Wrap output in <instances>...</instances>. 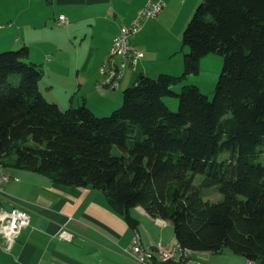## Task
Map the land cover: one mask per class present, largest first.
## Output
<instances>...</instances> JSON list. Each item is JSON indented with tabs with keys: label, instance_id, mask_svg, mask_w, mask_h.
I'll return each mask as SVG.
<instances>
[{
	"label": "trees",
	"instance_id": "obj_1",
	"mask_svg": "<svg viewBox=\"0 0 264 264\" xmlns=\"http://www.w3.org/2000/svg\"><path fill=\"white\" fill-rule=\"evenodd\" d=\"M183 43L181 76H142L108 117L45 98L28 46L1 52L0 167L100 190L133 228L142 207L190 256L229 249L264 264V0H203ZM210 54L224 60L214 98L197 85L177 92Z\"/></svg>",
	"mask_w": 264,
	"mask_h": 264
},
{
	"label": "crops",
	"instance_id": "obj_2",
	"mask_svg": "<svg viewBox=\"0 0 264 264\" xmlns=\"http://www.w3.org/2000/svg\"><path fill=\"white\" fill-rule=\"evenodd\" d=\"M148 1L154 0H0V33L9 37L7 42L0 41V51L28 46L29 60L48 76L45 91L41 90L48 100L62 109L85 104L96 114L106 115L122 104L124 91L141 76L180 75L184 69L178 56L181 32L203 0H159L165 4L163 12L148 19L131 40L144 58L135 69L130 60L125 70L122 60L118 61L124 78L117 88L100 85L101 68L113 40ZM169 12H176L173 24L178 20L181 25L176 45L160 37L166 32L160 23L170 17ZM24 14H29L27 20L21 17ZM62 16L68 23L59 22ZM1 171L11 181L0 192V211L26 210L31 224L11 250L0 238V264H138L124 253L136 233L146 249L178 243L173 225L152 218L142 207L131 210L138 220L133 228L100 190L61 185L23 169L0 167ZM191 258L189 264H247L229 249L196 252ZM154 264L166 262L157 259Z\"/></svg>",
	"mask_w": 264,
	"mask_h": 264
},
{
	"label": "built area",
	"instance_id": "obj_3",
	"mask_svg": "<svg viewBox=\"0 0 264 264\" xmlns=\"http://www.w3.org/2000/svg\"><path fill=\"white\" fill-rule=\"evenodd\" d=\"M165 4L162 1L154 0L148 1L146 5L139 10L136 17L132 19L128 24L121 27L119 34L113 40L110 48V52L107 60L101 68L102 79L100 85L104 87V83H108V78L112 76L113 61L118 58L122 60V68L125 70L127 60H130L133 69L136 68L138 61L144 58L142 51L136 50L131 45V40L134 38L143 28V25L148 19L156 18V16L162 11ZM60 23L66 24L68 21L63 16L60 17ZM124 78V77H123ZM120 82H116L117 88ZM11 177L0 172V191L3 192V185L10 182ZM31 224V216L28 211L13 208L10 211H0V238L5 242L7 250H11L22 231L28 228ZM135 245H142L138 238H133L128 248L124 250V253L134 260L138 264H145V257L135 256ZM154 259L166 260V258H173L174 264H186L183 255L180 254L177 244L171 247H163L161 244H157L154 248Z\"/></svg>",
	"mask_w": 264,
	"mask_h": 264
},
{
	"label": "rangeland",
	"instance_id": "obj_4",
	"mask_svg": "<svg viewBox=\"0 0 264 264\" xmlns=\"http://www.w3.org/2000/svg\"><path fill=\"white\" fill-rule=\"evenodd\" d=\"M202 3V2H201ZM176 5V4H175ZM200 5V4H199ZM198 5V6H199ZM197 6V8H198ZM165 7V6H164ZM196 8V10H197ZM164 8L162 9V11L156 16V18L163 12ZM196 10L193 12L192 16H191V19L192 17L194 16ZM176 12H169V18L167 20H165V16L163 17V20L165 21H162L160 23V25L163 26V29L166 30V32H161L160 33V37H161V41H165V42H169L171 45H176L177 42H176V39L178 36H176L175 34L178 35V31L181 27V25H177L179 22L178 20H176V22L173 24V20L175 19L176 17ZM24 20H27L29 18V14H24L21 16ZM190 19V20H191ZM166 22V23H165ZM68 23V22H67ZM163 23H165L163 25ZM57 27V26H56ZM185 28L186 26L184 27V29L182 30L181 32V46L179 48V53H178V56H181L182 58V62H183V67H184V55L187 53V49H186V53L185 52H182L181 48H183L184 46V43H183V37H184V31H185ZM172 29V30H171ZM169 30H171L172 32H170ZM54 33H52L51 37H53ZM18 37V36H16ZM9 40V37L8 36H2V34L0 33V41H3L4 42H7ZM51 42H53V38H51ZM154 43V42H152ZM132 45V44H131ZM11 49V50H10ZM19 49V47H12V48H8V49H4V50H1V52L3 51H6V50H17ZM52 56L54 57V54H52ZM177 54L175 56H173L172 58L174 60H176V57ZM119 62H120V59L118 58L117 59ZM176 62V61H174ZM223 67H224V60L223 58L220 56V55H217V54H210V55H207L203 60H202V63H201V68H200V72L197 74V75H191V76H188L184 82L180 85H178L176 87V91L177 92H181L182 88L185 86V85H197L200 87L201 91L203 93H205L206 95L209 96V98L212 100L214 98V94H215V88H216V85L217 83L219 82V79H220V76H221V73H222V70H223ZM44 69V68H43ZM42 69V70H43ZM183 71L184 69L182 70L181 74H183ZM160 75V74H159ZM159 75L155 76V77H158ZM180 75H175V76H180ZM139 77V74L137 75V78ZM154 77V78H155ZM48 80V76L45 75L44 76V73H43V77L42 79L40 80L39 82V87L41 90L45 91V86H46V81ZM45 96V95H44ZM46 98V96H45ZM165 101L166 103L168 104V106L173 110H177L178 109V99L177 98H171V97H166L165 98ZM123 104V103H122ZM77 107V106H76ZM121 107V106H120ZM67 108L63 109V110H66ZM116 109H119L118 107ZM115 110V109H114ZM112 110L111 112H109L108 114L106 115H100V114H97L99 116H111L113 111ZM264 148V147H263ZM261 161L263 162L264 164V153L262 154L261 156ZM202 182H203V176L201 175H197L196 178H195V186L199 187L202 185ZM1 192V191H0ZM204 193L206 195V199L210 198L212 201H219L221 199V196L220 194L215 190V188H210V189H204ZM133 240V239H132ZM192 254L191 256L189 257L191 260H192ZM166 264H169L170 261H165ZM155 263V262H154ZM248 264V263H247Z\"/></svg>",
	"mask_w": 264,
	"mask_h": 264
},
{
	"label": "bare ground",
	"instance_id": "obj_5",
	"mask_svg": "<svg viewBox=\"0 0 264 264\" xmlns=\"http://www.w3.org/2000/svg\"><path fill=\"white\" fill-rule=\"evenodd\" d=\"M112 76L113 78H108V83H104V87H109V88L115 87L116 82H120L121 79H123L124 72L122 68L119 67L118 60L113 61ZM134 238H137V233L135 234ZM138 238L140 240L139 233H138ZM176 244H177L178 250L180 251V254L183 255L184 257L185 263L189 264L191 261V259L189 258L190 254L188 253V251L183 249V247L179 243H176ZM143 255L145 257V264H154V262H156V259H154L153 249H146L142 245H135V256H143ZM162 261H170L169 264H174L173 258H166V260H162ZM252 262H249L248 264H254Z\"/></svg>",
	"mask_w": 264,
	"mask_h": 264
},
{
	"label": "water",
	"instance_id": "obj_6",
	"mask_svg": "<svg viewBox=\"0 0 264 264\" xmlns=\"http://www.w3.org/2000/svg\"><path fill=\"white\" fill-rule=\"evenodd\" d=\"M141 77H142V76H141ZM141 77H140V78H141Z\"/></svg>",
	"mask_w": 264,
	"mask_h": 264
}]
</instances>
